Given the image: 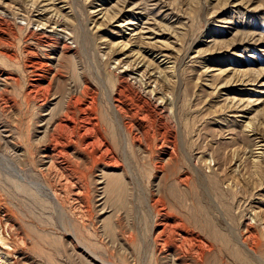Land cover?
I'll return each mask as SVG.
<instances>
[{
  "label": "rangeland",
  "instance_id": "rangeland-1",
  "mask_svg": "<svg viewBox=\"0 0 264 264\" xmlns=\"http://www.w3.org/2000/svg\"><path fill=\"white\" fill-rule=\"evenodd\" d=\"M83 80L102 146L55 128ZM0 232L5 264H264V0H0Z\"/></svg>",
  "mask_w": 264,
  "mask_h": 264
},
{
  "label": "bare ground",
  "instance_id": "bare-ground-1",
  "mask_svg": "<svg viewBox=\"0 0 264 264\" xmlns=\"http://www.w3.org/2000/svg\"><path fill=\"white\" fill-rule=\"evenodd\" d=\"M38 40L40 39H36V41L38 42ZM49 40V39H48ZM50 43L48 42H44L42 43V45L40 46H43V47H48ZM29 49V48H28ZM68 51V47L66 46H62V49H61V54L62 55H65ZM25 53L24 57H31L32 58V61H30L31 63V66H32V69H35V68H39L38 72H37V75H35V79L31 80L32 82L31 85H30V89H44V91L46 90L49 91V87H50V84L47 86V87H42L41 84H39L43 79H45V77L48 75V73H50L51 69L49 66H46V64H43L42 61L39 60V58L37 56H35L31 51H23ZM7 58L10 59L9 56H6ZM29 59V58H28ZM63 68V67H62ZM65 68H63L64 70ZM61 69L58 68L55 73L57 74H60L61 73ZM63 72V71H62ZM126 80V79H125ZM124 78L122 79L121 77L118 78V86L116 87V90H117V99L116 101H118V103H120V101L122 99H125V93L124 91L126 90L124 87L127 86L126 82H125ZM127 81V80H126ZM82 84L80 85V90L79 92L76 94V95H69L67 96V101H65L64 103V109L63 111L59 114L57 118V123L55 124V128L56 130L60 131V130H67L70 126H74L76 125L78 127V130H80L79 132V138L82 137V135L86 134V144L89 145L90 147L94 146V144H97L99 146H102V137L101 134H100V128L98 127V123L96 122V107H95V100H94V97L92 95V90L91 88L89 87V84L86 80H83L81 82ZM125 85V86H124ZM34 93H36V91H34ZM44 103V102H43ZM118 107V106H116ZM119 110V109H118ZM61 111V110H60ZM152 112V111H151ZM142 113V112H141ZM54 114V113H53ZM57 114V113H56ZM136 114V113H135ZM57 116V115H56ZM97 116V115H96ZM126 116V115H125ZM54 117V116H53ZM143 117V116H141ZM151 117V116H150ZM52 118V117H51ZM50 118V119H51ZM153 118V117H152ZM155 118V117H154ZM142 119V118H141ZM144 119V118H143ZM154 120V119H153ZM99 121V120H98ZM102 121V120H101ZM143 121V120H141ZM56 122V121H55ZM142 123V122H141ZM131 126V125H130ZM102 127V126H101ZM76 130V129H75ZM144 135V134H143ZM53 137V135H52ZM144 137V136H143ZM51 138V136H50ZM59 138V137H57ZM105 140V139H104ZM55 142L58 141V139H54ZM59 143V142H58ZM104 143V142H103ZM84 145V144H82ZM82 145H80V148L82 150L83 147H81ZM78 146V145H77ZM86 146V145H85ZM87 147V146H86ZM88 148V147H87ZM98 148V147H97ZM110 149V148H109ZM107 147H104V152H110ZM102 151V152H103ZM103 152V154H104ZM59 153V152H58ZM101 153V152H99ZM45 154V153H44ZM98 154V153H97ZM57 155V154H56ZM109 155V154H108ZM111 155V154H110ZM58 156V155H57ZM103 156V155H102ZM105 156V154H104ZM46 158H50L52 159V155L50 154L49 156H44ZM56 157V156H55ZM54 157V158H55ZM94 157H96L94 155ZM53 158V160H54ZM98 158V157H97ZM110 159V157H109ZM112 160V159H110ZM107 162V161H106ZM115 164V163H114ZM92 168V167H91ZM74 170V169H73ZM60 172V171H59ZM64 174V173H63ZM184 181L186 182V179H184ZM115 186V185H114ZM43 187V186H42ZM49 189V187H48ZM47 189V190H48ZM46 190V189H44ZM80 192V191H79ZM47 193L50 194V196L52 198H55V194L54 192H51V191H48ZM78 193V192H77ZM80 195V194H79ZM75 196V195H74ZM119 197V196H118ZM156 201V200H155ZM159 201V200H158ZM157 201V202H158ZM57 203V202H56ZM153 203H156V202H153ZM159 203V202H158ZM58 204V203H57ZM158 215H161L158 213ZM157 215V216H158ZM181 227V226H180ZM179 227V228H180ZM182 229V228H181ZM201 229V228H200ZM183 231V230H182ZM262 231V230H261ZM189 232V231H188ZM163 233V232H162ZM187 233V232H186ZM10 234V232H9ZM248 239H251L250 238V235L248 234L247 235ZM254 236V235H253ZM246 238V239H247ZM200 239V238H199ZM247 239V240H248ZM231 241V240H230ZM201 242V241H200ZM256 241H254L253 243V247L255 249H258V245L255 244ZM11 243H9V241L4 237V235L0 232V264H5L6 262H9L11 259L8 258V255H9V248L11 247ZM251 246V247H252ZM15 247V246H14ZM253 248V249H254ZM260 248V247H259ZM254 249V251H255ZM211 250V249H210ZM258 252V251H257ZM200 256V255H199ZM200 258V257H199ZM18 262V261H17ZM16 261L13 262V264H17ZM244 262V261H243ZM9 264V263H8ZM12 264V262L10 263Z\"/></svg>",
  "mask_w": 264,
  "mask_h": 264
}]
</instances>
